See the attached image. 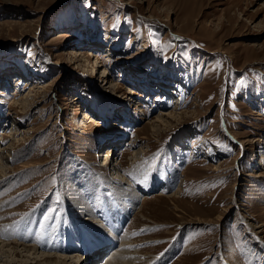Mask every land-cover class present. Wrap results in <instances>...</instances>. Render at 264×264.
<instances>
[{"label": "rangeland", "instance_id": "rangeland-1", "mask_svg": "<svg viewBox=\"0 0 264 264\" xmlns=\"http://www.w3.org/2000/svg\"><path fill=\"white\" fill-rule=\"evenodd\" d=\"M0 139V239L85 262L119 167L129 259L264 264V0H0Z\"/></svg>", "mask_w": 264, "mask_h": 264}, {"label": "bare ground", "instance_id": "bare-ground-1", "mask_svg": "<svg viewBox=\"0 0 264 264\" xmlns=\"http://www.w3.org/2000/svg\"><path fill=\"white\" fill-rule=\"evenodd\" d=\"M105 72H106V69H104L102 71V75L104 77H105ZM132 92H133V90L130 88L128 93H132ZM169 117L170 116H167V118H169ZM85 118H88L90 122L94 121V119L91 116H89L88 114L85 115ZM157 121H166V120L160 116V117H158ZM110 138H113V137H110ZM115 139H117V137H115ZM1 141H2V139H0V147L2 145ZM9 149H10L9 147H5V148L0 149V176L1 177H3L2 174H6V171H7L6 165H7V162H9V160L11 158L9 154L5 155V153H4L6 150L9 151ZM112 158H113V154L110 157L107 154V157H105L103 164L108 165L112 161ZM261 160L263 161V159H261ZM155 173H156V171H155ZM157 175H158V173L154 174V176H153L154 181H155V177ZM106 180L110 182L112 189H113L112 192H114V194H117L118 205H119L118 208L114 212L115 214L113 215V217H116V218H112V217L108 218V224L107 225L110 227H106L104 225L106 228L102 229L101 231H97L98 233H95L96 235L94 234V232L96 230H98V226L101 227L102 224L100 225L98 218L95 216V213H93V211L91 209L92 207L88 206V204H87L88 202L86 200L82 203H79V201L77 199H74L75 200L74 201L73 198H69L66 200V203L64 205L67 208L68 215L74 213V211L70 208L76 207L78 209L79 215L85 216V218H83V219H86L89 217L90 218L96 217L95 219H97L96 221L93 222L96 225H94V224H92V225L85 224L84 225L83 231H84L85 237H86V235L91 237L94 234L93 238H87L88 237L87 236L86 237V239H87L86 240V246H84L85 248H80V251L86 250L85 254L86 253L90 254V255L92 254L91 256L87 255L88 258H86L85 262H83L82 259L79 258V257H81L78 255L79 253L78 254L72 253V255L70 253L72 251H69L70 254L66 253V252H68L67 250L70 247H72V248L74 247V246H72V244H67L66 247H64V245H62V244H61L62 246L60 245L61 246L60 247L57 244L58 248H56V249H60V250H64V251H61V252L55 251L54 252V251H51V249H52L51 247H47L45 249L44 248L45 246L43 247L44 244L41 246H39V245L36 246L34 244H25V242H23V241L19 243L16 239H12L8 242L5 239H0V260H1V257H4V256L8 257V259L5 261L8 264H11L10 261H12V259L18 253L21 254L24 252L25 253L24 254L25 259L23 261L24 262L25 261H31L28 263H35V264L36 263H41V264H136L137 263V264H139L138 262L141 260L138 261V259H135V258L133 260L129 259L133 255L136 257V255H135L136 250H132L133 248L130 249L133 246V243L131 241H128L129 238H126L125 236L119 237L120 234L118 232V228L120 226L118 225L119 222L117 221V220H119L121 218H125L127 216L128 212H129L127 210V208L136 202V199L138 198L139 193H137L135 191L136 188L133 185L127 184L129 179L128 178L126 179V177L120 172L119 167H116V168L114 167L111 177L106 178ZM151 185L153 186V184H151ZM151 185H150V187H151ZM180 189L181 188H178L179 191H180ZM171 196L173 197L174 194L168 195L167 197H171ZM145 198L146 197L144 196V199ZM75 202H76V205H75ZM115 221H117V222H115ZM115 224L118 227L113 229L112 226H114ZM146 227L147 226H143V228H146ZM19 229H17V230H19ZM6 232H9V231H6ZM1 234H3V233H1ZM9 234L10 233H6L5 236H7ZM22 234H23V232H22ZM3 235H0V236H3ZM21 235L19 233L20 237H21ZM69 236H71V235L69 234ZM0 238H2V237H0ZM3 238H4V236H3ZM73 240L69 241V242H73ZM108 243H112V245L114 244V246H115L112 248V250H113L112 254L109 257H107L106 260H104V263L102 261H98L97 263L96 262L93 263L94 260H92V257L97 256V254L99 252L98 251L97 253H93L94 248H97V246H101L100 250H101V253H103V251L105 249H108V246H107ZM78 250H79V248H78ZM21 256L23 257L22 254H21ZM10 257H11V259H9ZM162 261H164V260H162V255L161 256H154L151 264H161Z\"/></svg>", "mask_w": 264, "mask_h": 264}, {"label": "snow or ice", "instance_id": "snow-or-ice-1", "mask_svg": "<svg viewBox=\"0 0 264 264\" xmlns=\"http://www.w3.org/2000/svg\"><path fill=\"white\" fill-rule=\"evenodd\" d=\"M48 217H46V219H47Z\"/></svg>", "mask_w": 264, "mask_h": 264}]
</instances>
